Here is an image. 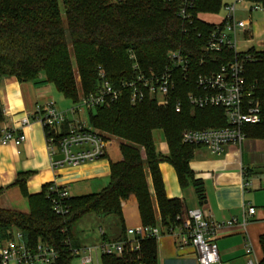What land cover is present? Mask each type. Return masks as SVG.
Segmentation results:
<instances>
[{
	"label": "trees",
	"instance_id": "trees-1",
	"mask_svg": "<svg viewBox=\"0 0 264 264\" xmlns=\"http://www.w3.org/2000/svg\"><path fill=\"white\" fill-rule=\"evenodd\" d=\"M62 1L65 19L58 0H0V78L13 76L36 85L52 83L65 98L77 102L71 49L82 95L99 89L101 69L114 87L123 79L135 76L131 51L142 68L157 71L164 69L170 51L180 50L190 60L187 75L175 72L176 88L167 106H159L149 98L132 106L130 92L124 89L111 106L89 111L91 127L121 139L123 159L111 163L110 182L102 191L71 197L67 216H59L53 210L50 195L54 184H46L40 193L29 195L25 189L28 173L19 172L16 183L28 199L29 211L0 206V243L19 231L30 247L36 248L41 242L49 244L58 251L57 264H71L74 255L66 241L72 243L73 227L83 216L92 213L115 214L123 221L122 201L130 195L138 199L143 225H162L171 230L181 224L186 210L181 199L169 198L165 193L159 169L163 161L175 168L182 187L192 185L199 202L206 201L203 182L195 177L190 166L197 146L182 143L181 134L188 128H219L228 123L223 108L197 109L188 101V93L196 91L199 74L215 72L235 59L243 61L246 84L257 85L256 93L261 101V121L246 125L244 130L246 136L264 138V51L253 47L238 53L227 48L204 50L213 23L200 15L219 13L222 0H196L192 24L179 16L180 0ZM246 2L264 7V0ZM178 100L182 102L181 112L175 109ZM2 110L0 102V121L4 117ZM158 129L165 136L166 154L158 149L153 137ZM4 192L5 188L0 187V196ZM262 252L259 264H264V243ZM100 264H159L158 237L139 238L136 248L127 242L121 256L103 254Z\"/></svg>",
	"mask_w": 264,
	"mask_h": 264
},
{
	"label": "crops",
	"instance_id": "crops-1",
	"mask_svg": "<svg viewBox=\"0 0 264 264\" xmlns=\"http://www.w3.org/2000/svg\"><path fill=\"white\" fill-rule=\"evenodd\" d=\"M249 6L245 5V8ZM247 9L240 12L250 20L251 31L241 34L239 50L242 52L253 47L264 51V14L250 13ZM61 96L65 98L52 83L36 85L33 81H19L13 76L0 78V102L4 116L0 121V187L5 188L0 196V206L29 211L28 199L16 183L19 172L28 173L25 189L29 195L40 193L44 185L51 183L66 187L70 196H80L102 191L110 182L111 163L122 161L121 141L116 140L108 143L107 155L103 159L78 166L53 168L42 125L33 120L29 125H22L20 121L27 116L33 118L39 105L53 102L58 109H63L65 102ZM5 128H13L16 134L25 133V141L18 146L1 143ZM158 149L168 153L166 142H161ZM190 166L195 177L203 182L206 201L203 204L199 202L192 185L182 187L175 168L163 161L159 169L166 195L181 199L185 210L203 209L207 217L216 223L217 228L211 238L216 242L225 264H248L250 257L260 263L264 243V138L246 136L241 145H231L220 155L197 146ZM148 182L159 220V208L149 173ZM249 207L256 208L254 214L248 213ZM122 212L123 221L115 214H94V220L103 231V240L124 239L128 228L143 225L134 194L122 201ZM112 226L117 231L111 235L113 238H109L106 232H114ZM158 227L159 264H197L195 247L191 244L179 245L178 228L171 233L162 225ZM128 238L135 240L134 236ZM72 243L81 247L73 239ZM247 247L253 250L250 256L247 255Z\"/></svg>",
	"mask_w": 264,
	"mask_h": 264
},
{
	"label": "built area",
	"instance_id": "built-area-1",
	"mask_svg": "<svg viewBox=\"0 0 264 264\" xmlns=\"http://www.w3.org/2000/svg\"><path fill=\"white\" fill-rule=\"evenodd\" d=\"M180 1L179 16L183 21L192 24L196 0ZM222 3L226 15L217 22H210L213 23V28L208 34L204 50L212 52L227 48L236 53L241 52L238 46L240 36L251 31L250 20L238 16L241 10L247 9L246 0H222ZM247 10L250 13L264 14V7L257 3L250 4ZM130 58L133 59L132 68L136 74L123 79L118 87L110 83L101 69L99 89L95 93L81 95L75 106L60 110L51 102L37 106L33 118L27 116L21 119L22 125H29L31 120L42 125L53 168L83 165L103 159L107 155L108 140L104 134L86 122L80 114L82 109L90 111L100 106L109 107L120 97L124 89L130 92L132 106L146 98L156 101L159 106H167L176 88L175 72L179 71L184 75L189 72L190 60L180 50L168 52V62L160 71L142 68L132 51ZM246 58L250 56L247 55ZM195 85L196 91L187 95L192 107L197 109L221 107L225 110L228 124L219 128L185 129L181 134L182 143L206 147L217 155L225 153L231 145H241L246 138L245 126L261 121V101L256 93L257 85L247 86L243 61L235 59L222 64L215 72L201 73L197 76ZM175 109L181 112V100L177 101ZM25 139V133L16 134L13 128H5L1 143H13L18 146ZM58 155H62V159H55ZM71 197L66 187L55 185L51 187L50 198L57 215L64 217L70 213ZM255 211V207L248 208L249 214H254ZM174 228L180 230V246L191 244L195 247L197 264H225L220 258L216 242L211 238L217 225L207 217L203 209H186L181 224ZM174 228L169 232L173 233ZM126 235V239L103 240L102 245L95 249L74 247L70 240L66 243L72 255L81 256L82 264H87L95 259L99 261L103 254L121 256L126 250L127 242H130L132 248H136L139 238L159 237L160 229L158 226L142 225L128 228ZM128 236H134L135 240H130ZM246 252L249 256L253 254L251 247H247ZM58 256L55 247L43 242L36 248L30 247L19 231H15L13 237L0 243V264H57ZM248 264L259 263L256 258L250 257Z\"/></svg>",
	"mask_w": 264,
	"mask_h": 264
},
{
	"label": "rangeland",
	"instance_id": "rangeland-1",
	"mask_svg": "<svg viewBox=\"0 0 264 264\" xmlns=\"http://www.w3.org/2000/svg\"><path fill=\"white\" fill-rule=\"evenodd\" d=\"M58 1L60 4L63 19H65L64 3L62 0H58ZM245 4L250 5V3H247V2ZM225 15H226V12L224 9H222L217 14H202L201 18L203 20H206L209 22H217L220 19H222ZM238 16L240 18H246L247 15L240 12V13H238ZM71 57H72L73 67H74L75 76H76L77 94L80 97L83 94V89L81 86V79H80L79 72H78L77 62L74 58L72 49H71ZM61 99H62V101L65 102V105H64L63 109H60V110H65V109H68V108L76 105V102L72 99L67 98V100H66L65 98H62V96H61ZM80 114L86 119V122H88V124L90 125L89 110L82 109L80 111ZM97 131L104 134L106 139L108 140V142L116 141V140L121 141V139L117 136L106 133L104 131H100L98 129H97ZM153 137H154V140H155L156 144L158 145V147H160L161 142H165L164 133L160 129L155 130L153 132ZM94 219H96V216L94 214H87L81 218V220L75 225V227H73V230H72L73 231L72 234L74 235V236L72 235L73 242H78L81 245V247H87V248L90 247L93 249H95L96 247H100L102 245V243H103V233L102 232L103 231L100 229V224L98 222H96V220H94ZM112 229L114 232L104 231L107 233V236L109 238H113L111 235H114V233H116V231H117L115 226H112ZM118 230L120 231L121 228L118 227ZM99 250H100V248H99ZM99 254L101 255V252ZM100 263H101V256H100L99 261H97L95 259L93 262L87 263V264H100ZM71 264H82L81 256H74Z\"/></svg>",
	"mask_w": 264,
	"mask_h": 264
},
{
	"label": "water",
	"instance_id": "water-1",
	"mask_svg": "<svg viewBox=\"0 0 264 264\" xmlns=\"http://www.w3.org/2000/svg\"><path fill=\"white\" fill-rule=\"evenodd\" d=\"M55 159H57V160H58V159H62V155H58V156H56Z\"/></svg>",
	"mask_w": 264,
	"mask_h": 264
}]
</instances>
